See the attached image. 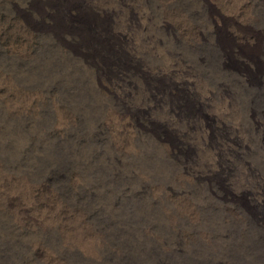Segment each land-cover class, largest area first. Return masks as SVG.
I'll return each mask as SVG.
<instances>
[{
  "label": "rangeland",
  "instance_id": "1",
  "mask_svg": "<svg viewBox=\"0 0 264 264\" xmlns=\"http://www.w3.org/2000/svg\"><path fill=\"white\" fill-rule=\"evenodd\" d=\"M261 36L264 0H0V264H264ZM207 92L244 208L192 174Z\"/></svg>",
  "mask_w": 264,
  "mask_h": 264
},
{
  "label": "bare ground",
  "instance_id": "2",
  "mask_svg": "<svg viewBox=\"0 0 264 264\" xmlns=\"http://www.w3.org/2000/svg\"><path fill=\"white\" fill-rule=\"evenodd\" d=\"M134 9V8H133ZM135 10V9H134ZM131 11V10H130ZM140 16L144 17L145 18V21L144 23L146 22V20L148 19V12L147 11H140L139 13ZM150 16V15H149ZM133 19V16L131 17ZM135 25V24H134ZM141 25V24H140ZM147 25V24H146ZM126 26V25H125ZM145 29V26L143 25L141 27V31H144ZM148 29V28H147ZM132 30V29H131ZM127 32V31H126ZM134 32V31H133ZM257 32V31H256ZM125 33V32H124ZM132 33V32H131ZM136 33H138L136 31ZM141 33V32H140ZM112 34V33H111ZM110 34V35H111ZM128 34V33H127ZM256 34V33H255ZM143 35V33H142ZM136 36V35H134ZM147 36V35H146ZM110 37V36H109ZM117 37V36H116ZM120 38H122L123 40H127L126 38V35H121L119 34ZM132 37V35L130 36ZM129 37V38H130ZM141 39L140 40H144L145 38L143 36H140ZM258 39V37H256ZM264 37L261 36V38H259V45H258V48H259V51L261 54L264 55ZM92 39V42L93 41V38ZM107 39V38H106ZM122 39H119V40H116V41H120ZM115 40V39H114ZM113 40V42H114ZM122 40V42H123ZM136 40V39H135ZM139 40V41H140ZM104 41V40H103ZM101 41V42H103ZM105 45L109 46V42L107 40H105ZM110 41V39H109ZM138 41V40H136ZM138 41V42H139ZM145 41V40H144ZM96 42V41H95ZM121 42V41H120ZM125 42V41H124ZM123 42V43H124ZM128 43V42H127ZM142 43V42H141ZM104 44V42H103ZM113 44V43H112ZM122 44V43H121ZM129 44V43H128ZM127 44V45H128ZM131 44V43H130ZM101 45V44H100ZM133 45V44H132ZM131 45V46H132ZM114 46V45H113ZM125 46V45H124ZM111 47V46H110ZM108 47V48H110ZM119 47V46H118ZM130 47V46H128ZM133 48V47H132ZM131 48V49H132ZM216 48V47H215ZM102 49V48H101ZM125 49H127L125 47ZM109 50V49H108ZM123 50V49H122ZM129 50V48H128ZM132 53H134V50L132 49ZM136 51V50H135ZM124 52V51H123ZM128 52H131V51H128ZM138 52V51H137ZM136 52V53H137ZM148 52V51H147ZM146 52V53H147ZM104 53V52H103ZM145 53V54H146ZM224 53V52H223ZM138 54V53H137ZM106 55V54H105ZM136 55V54H135ZM142 55V54H141ZM209 55V54H208ZM104 56V55H103ZM137 56V55H136ZM170 56V55H169ZM105 57V56H104ZM108 57V56H107ZM142 57V56H140ZM102 58V57H101ZM100 58V59H101ZM145 58V57H144ZM189 59V58H188ZM222 59V58H221ZM212 60V59H211ZM226 62V61H225ZM227 63V62H226ZM102 64V63H101ZM107 64V63H106ZM129 64V63H128ZM108 65V64H107ZM132 65V64H131ZM173 66V65H172ZM176 67V66H175ZM140 68V67H138ZM181 68V67H179ZM121 69V68H120ZM182 69V68H181ZM129 70V69H128ZM171 70V69H170ZM169 70V71H170ZM174 70V69H172ZM176 70V69H175ZM174 70V71H175ZM192 70V69H191ZM137 71V70H136ZM142 71V70H141ZM178 71V70H177ZM209 71V70H208ZM124 72V71H123ZM145 72V71H143ZM170 72H173V71H170ZM183 72V71H182ZM189 72V71H188ZM136 73V72H135ZM138 73V72H137ZM175 73H177L175 71ZM190 73V72H189ZM147 74V73H146ZM188 74V73H187ZM135 75V74H134ZM144 75V74H142ZM194 75V74H193ZM214 75V74H213ZM146 77V76H144ZM141 78V77H140ZM139 79V77H138ZM147 80V79H146ZM148 81V80H147ZM146 81V82H147ZM183 81V80H182ZM256 82V81H254ZM187 83V82H186ZM152 85V84H151ZM176 85V83H175ZM174 85V86H175ZM204 85V84H203ZM142 86V85H141ZM155 86V85H154ZM202 86V85H201ZM145 87V86H144ZM173 87V86H172ZM196 87V85H195ZM198 87V86H197ZM146 88L148 90V85H146ZM150 88V87H149ZM154 88V87H153ZM166 88H169V87H166ZM180 88V87H179ZM187 88V87H185ZM152 89V88H151ZM150 89V90H151ZM160 89V88H159ZM162 90V88L160 89ZM191 90V89H190ZM207 90V88H206ZM208 91V90H207ZM163 92V91H162ZM180 92H182V90H180ZM188 92V90H187ZM205 92V90H204ZM216 92V91H215ZM154 93V91H153ZM152 93V94H153ZM164 93V92H163ZM185 90L184 92L182 93L183 95L185 94ZM208 93V92H207ZM146 94H149V93H146ZM150 95V94H149ZM167 95V93H166ZM180 95V94H179ZM187 95V94H185ZM144 96V95H143ZM153 96V95H151ZM161 96V95H160ZM163 96V94H162ZM178 96V95H177ZM176 96V97H177ZM188 96H191V95H188ZM210 94H205L203 95L201 98H202V102L200 103L199 101L194 103V101L192 100H186V101H189L188 102V105L187 107L185 108V113H186V117L184 116H181V115H178L175 117V119L177 118L178 121H180L181 123V126L179 128H181V130L179 131L181 133V136L182 138L185 139V141L188 143V147L190 149H196L199 150L200 152L201 151H205L206 154H207V157L208 158H203L202 160H199V165L198 166H195L196 168L192 169V174L194 176V178H196L197 180H199L200 182H207V183H216V184H219L220 185V188H221V191L222 193L224 194V197L228 198V199H231V201L235 204H239L242 208L245 207L244 203H243V199L242 197L244 195H247V189L245 190L244 188H240L238 190H235L237 191L236 193H233L231 191V189L228 187V186H224L222 182L223 180V177L225 174H227L228 172V167L230 164H233L231 163V161L229 160L231 154H234L237 152V150H242L244 148H246V145L243 141V136L241 135V132H238L237 130V126H235V128H233V130L235 131L234 133H229L228 132V127H227V124L228 122L230 123V119L226 116V115H215V113L211 112L212 114H207L204 110H202V108L199 106V105H203V106H207L208 103H210V98H209ZM142 97V96H141ZM166 97V96H165ZM186 97V96H183V98ZM158 98V97H156ZM189 98V97H188ZM218 98V97H217ZM144 99V97H143ZM150 99V98H149ZM160 99V97H159ZM166 99V98H165ZM178 99V98H176ZM139 100H142V99H139ZM163 100V99H162ZM175 100V99H174ZM144 101V100H143ZM165 101V100H164ZM168 101V100H167ZM166 101V102H167ZM140 102V101H139ZM142 102V101H141ZM158 103H160L159 101H157ZM156 102V103H157ZM179 102V101H178ZM177 102V103H178ZM165 104V102H163ZM172 103V102H171ZM181 103V102H180ZM183 103V102H182ZM140 104V103H139ZM167 104V103H166ZM169 104V102H168ZM174 104V103H173ZM173 104H169V105H173ZM183 104H187L186 102L183 103ZM178 105V104H177ZM217 105V104H216ZM175 106V104H174ZM185 106V105H184ZM158 107V106H157ZM173 107V106H172ZM141 108V107H140ZM149 108V107H148ZM152 108V107H151ZM167 108H169V106L167 105ZM178 108V107H176ZM181 108V107H180ZM224 108V107H223ZM219 109V108H218ZM226 109V108H225ZM154 110V109H153ZM175 110V109H174ZM183 110V108H182ZM223 110V109H222ZM176 111V110H175ZM171 112V110H170ZM173 112V110H172ZM179 112V111H178ZM146 113V112H145ZM162 113V112H161ZM177 113V111L175 112V114ZM174 115V114H173ZM172 115V116H173ZM169 118V117H168ZM148 119V118H147ZM171 120V119H170ZM229 120V121H228ZM254 121V120H253ZM258 123V122H257ZM231 124V123H230ZM178 126V125H177ZM175 127V126H174ZM176 128V127H175ZM174 128V129H175ZM178 128V127H177ZM155 129V128H154ZM263 133V132H262ZM172 134V133H171ZM215 134H220L222 140H220V143L219 142H216L215 139H214V136ZM229 134V135H228ZM170 135V134H169ZM175 135V134H174ZM180 141V140H179ZM178 141V142H179ZM184 141V142H185ZM185 145V144H184ZM185 147V146H184ZM183 147V148H184ZM187 148V147H186ZM176 149V148H175ZM178 149V148H177ZM181 150V149H179ZM188 150V149H187ZM197 150L195 152H197ZM185 151V150H184ZM187 152V151H186ZM198 153V152H197ZM179 154V153H178ZM184 154V153H183ZM192 154V153H191ZM241 154V153H240ZM197 155V154H196ZM204 155V154H203ZM229 156V158H228ZM152 157V156H151ZM202 157V156H201ZM236 157V156H235ZM152 159V158H151ZM175 159V158H174ZM200 159V158H198ZM232 159V158H231ZM156 160V159H155ZM184 160V159H183ZM192 160V159H191ZM237 160V159H236ZM260 160V159H259ZM144 161V160H143ZM195 161V160H194ZM197 162V161H196ZM196 162H193V163H196ZM149 163V162H148ZM151 164V163H150ZM173 164V163H172ZM164 165V164H163ZM161 165V166H163ZM185 165L182 163V166ZM167 166V165H166ZM186 168V167H185ZM168 169V168H167ZM230 170V169H229ZM162 171V170H161ZM164 171V170H163ZM260 171V170H259ZM186 172V171H185ZM189 172V171H188ZM192 176V177H193ZM104 178V177H103ZM240 180V179H239ZM198 184V183H197ZM264 184V182H263ZM262 184V185H263ZM218 185V186H219ZM232 185V184H231ZM243 185V184H242ZM261 185V184H260ZM104 186V185H103ZM233 187V186H232ZM206 188V187H205ZM249 188V187H248ZM263 188V187H262ZM112 189V188H111ZM251 189V188H250ZM116 190V189H115ZM196 190V188H195ZM252 190V189H251ZM250 190V191H251ZM210 191V190H208ZM214 192V191H213ZM215 196V194H213ZM252 195V194H251ZM217 198V197H215ZM219 198V197H218ZM217 198V199H218ZM223 198V197H221ZM225 199V198H224ZM249 199V198H248ZM260 199V198H259ZM198 200V199H197ZM226 200V199H225ZM128 203V202H127ZM126 203V204H127ZM142 203V202H140ZM120 204V203H119ZM201 204V203H200ZM140 205V204H139ZM238 206V205H237ZM142 207V206H140ZM233 207V206H232ZM121 208V207H120ZM127 208V207H126ZM239 208V207H238ZM247 209V208H246ZM177 210V209H176ZM238 210V209H237ZM149 212V211H148ZM180 212V211H179ZM239 213V212H238ZM187 214H188V211H187ZM180 216L182 214H179ZM178 215V216H179ZM177 216V217H178ZM184 216V215H183ZM226 216V215H225ZM107 217V216H106ZM134 217V216H133ZM197 218V217H196ZM242 218V217H241ZM181 219V218H180ZM133 220V219H132ZM130 220V221H132ZM179 220V218H178ZM121 221V220H120ZM141 221V220H140ZM182 221V220H181ZM108 222V221H107ZM106 222V223H107ZM125 222V221H124ZM159 222V221H158ZM130 224V223H129ZM145 224V223H144ZM116 225V224H115ZM158 225V224H157ZM129 226V225H128ZM132 226V225H131ZM136 227V226H135ZM138 227V226H137ZM234 227V225H233ZM134 228V227H133ZM145 228V227H144ZM204 228V227H203ZM148 229V228H147ZM131 231V230H130ZM149 231V230H148ZM121 232V231H120ZM200 232V231H199ZM255 232V231H254ZM135 233V232H133ZM191 233V232H190ZM209 233V232H208ZM243 233V232H242ZM241 233V234H242ZM119 234V233H118ZM132 234V233H131ZM171 234V233H170ZM261 234V233H260ZM156 235V234H155ZM154 235V236H155ZM196 235V234H195ZM255 235V233H254ZM224 236V235H223ZM263 237V236H262ZM153 238V237H152ZM211 238V237H210ZM202 239V238H201ZM221 239V238H220ZM226 239V238H225ZM146 240V239H145ZM139 243V242H138ZM142 243V242H141ZM145 243V242H144ZM113 244V243H112ZM126 244V243H125ZM148 245V244H147ZM177 247V246H176ZM206 247V246H205ZM208 247V246H207ZM203 248V247H202ZM246 249V248H245ZM256 249V248H255ZM224 253V252H223ZM153 255V254H152ZM110 256V255H109ZM242 258V257H241ZM207 260V259H206ZM223 261V260H222ZM201 263V262H200ZM261 264V263H260Z\"/></svg>",
  "mask_w": 264,
  "mask_h": 264
}]
</instances>
